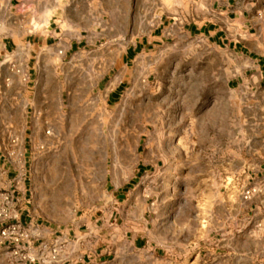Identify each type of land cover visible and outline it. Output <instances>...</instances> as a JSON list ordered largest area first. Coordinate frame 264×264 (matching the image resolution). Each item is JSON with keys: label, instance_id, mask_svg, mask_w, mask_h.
Returning a JSON list of instances; mask_svg holds the SVG:
<instances>
[{"label": "rangeland", "instance_id": "374dc122", "mask_svg": "<svg viewBox=\"0 0 264 264\" xmlns=\"http://www.w3.org/2000/svg\"><path fill=\"white\" fill-rule=\"evenodd\" d=\"M183 4L0 8V46L11 44L0 52V228L18 221L25 232L0 242V264L93 261L103 243L107 260L89 264H232L220 247L230 237L249 240L260 264L264 224L246 218H264V194L250 183L264 173V80L249 59L185 38L168 17ZM138 163L146 171L115 203ZM247 187L257 190L243 199ZM25 189L32 223L20 222ZM91 215L98 226L110 216L146 223L167 250L134 248L118 227L96 231Z\"/></svg>", "mask_w": 264, "mask_h": 264}, {"label": "crops", "instance_id": "0c3cea01", "mask_svg": "<svg viewBox=\"0 0 264 264\" xmlns=\"http://www.w3.org/2000/svg\"><path fill=\"white\" fill-rule=\"evenodd\" d=\"M15 1L0 0V8H4L7 11L13 7ZM169 12L172 11L169 10ZM168 17L173 18V23H179V30L185 38L195 41L201 40L213 49H221L238 59H249L251 68L260 78L259 81L264 80V0H184L179 13H175L173 17L170 15ZM159 19L160 22L165 21L163 15ZM163 37V33H161V38L159 39L151 36V41H146V43H158ZM10 46V41L3 42V46H0V52L5 51L8 53ZM139 47L140 45H136L134 48H128L127 54H132ZM145 171L144 165L138 163L136 171H134L130 179L115 188L113 192L115 203L126 204L131 189L127 184H131L136 178L141 177ZM250 183L257 187L258 192L262 193L261 195L264 194V173L257 177H251ZM26 196L25 189L18 204V209L21 211L20 222L26 223L30 221L32 223L33 218H30L29 215ZM260 216V211L253 213V215L246 218L248 220L247 223L252 222L253 226L261 227L264 224V218ZM89 220L95 224L96 231L99 232L108 229V226L113 227V229L118 227L125 238L130 239L134 248L148 247L155 253L167 250L159 244V241L148 236L146 223L142 227L138 224L134 228L127 218L121 220L118 224L117 219L110 216L108 221L102 226L97 225L98 219L92 215L89 216L87 222ZM76 229L79 230L80 226H77ZM253 231L250 230V233H253ZM72 232L76 235L74 229ZM67 235H70V233L68 232ZM67 235L65 234V237ZM244 245L247 248L241 249ZM251 245L252 243L249 240L243 241L230 237L223 240L220 247H225V253L230 254L232 264H255L257 256L255 251L250 249ZM108 246L103 243V245L100 244L99 247H96L94 254H92L93 261L91 259L87 260V257L83 255L76 259L65 258L58 264H89L90 261L102 263L107 260ZM215 247L218 248V246ZM259 263L264 264V257L259 260Z\"/></svg>", "mask_w": 264, "mask_h": 264}, {"label": "built area", "instance_id": "2783aa9c", "mask_svg": "<svg viewBox=\"0 0 264 264\" xmlns=\"http://www.w3.org/2000/svg\"><path fill=\"white\" fill-rule=\"evenodd\" d=\"M256 190L257 189L255 187L244 188L241 192L242 198L248 199L254 192H256ZM6 200L11 203L13 199H9L8 197H6ZM23 229V225L18 221L10 222L6 226L0 228V242L5 241L9 238L14 242L23 240V237L25 236V232Z\"/></svg>", "mask_w": 264, "mask_h": 264}]
</instances>
